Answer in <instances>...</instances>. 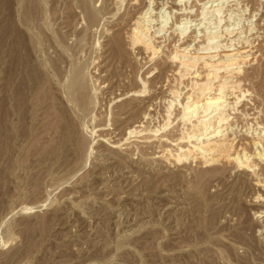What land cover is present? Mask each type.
Instances as JSON below:
<instances>
[{"label": "rangeland", "instance_id": "374dc122", "mask_svg": "<svg viewBox=\"0 0 264 264\" xmlns=\"http://www.w3.org/2000/svg\"><path fill=\"white\" fill-rule=\"evenodd\" d=\"M230 48L217 77L174 58ZM224 81L230 118L203 130ZM263 155L264 0H0V264H264Z\"/></svg>", "mask_w": 264, "mask_h": 264}, {"label": "bare ground", "instance_id": "6f19581e", "mask_svg": "<svg viewBox=\"0 0 264 264\" xmlns=\"http://www.w3.org/2000/svg\"><path fill=\"white\" fill-rule=\"evenodd\" d=\"M215 11V10H214ZM218 11H219V9H218ZM92 13V12H91ZM94 13V12H93ZM90 16H91V14H90ZM89 16V17H90ZM93 16H94V14L92 15V17L91 18H93ZM147 18V17H146ZM136 23H138V22H136ZM147 29L146 28H144V24H142V23H138L137 24V27L135 28V30H134V32H132V39H133V43H137V44H140L145 50H147V51H149V52H151L152 50H153V44H151L152 42H150V38H149V35H148V33H147V31H146ZM215 32V31H214ZM214 32H211L212 34H207V36H208V42H210L209 44H211L212 45V48L214 49V48H216L219 44H216L218 41H217V39H219V37H218V35H219V33L216 35ZM210 33V32H209ZM214 33V34H213ZM208 42H207V44H208ZM219 43V42H218ZM139 45V46H140ZM153 45V46H152ZM141 47V48H142ZM202 47V46H201ZM204 47H206V46H204ZM204 47H202V48H204ZM208 47H210L209 45H208ZM207 47V48H208ZM211 48V49H212ZM217 48H219V46L217 47ZM155 49H156V47H155ZM153 50V52L154 51H156V50ZM204 49H206V48H204ZM208 49H210V48H208ZM207 49V50H208ZM151 50V51H150ZM196 50V49H195ZM187 51V50H186ZM205 51V50H204ZM247 51V50H246ZM245 51V52H246ZM178 52V51H177ZM245 52H241V51H233V50H231V48H230V50H225L224 52H223V55H222V59L220 60L219 58H218V61H215V60H213V56H210V58H208V60L207 59H205V56L203 55H200V54H188V53H185V52H179V53H177V54H175V56H174V58L178 61V63H180V65L182 66V68L185 70H183V72H185V74H187V73H189V72H191V70L193 69V67L197 64V63H199V62H201L202 64H203V66H204V68H206L207 70H208V72H209V75H211V76H214V77H217L218 76V71H220L222 68L225 70H230L231 68H234L233 66H235V64L237 63V61L239 60V59H241V58H244L243 57V55L244 54H242V53H245ZM247 53H248V51H247ZM246 55V54H245ZM207 56H208V54H207ZM216 56V55H215ZM209 57V56H208ZM221 57V56H220ZM249 57V56H248ZM247 58V57H246ZM243 60V59H242ZM247 59H245V61H246ZM239 62V61H238ZM198 65V64H197ZM200 65V64H199ZM239 67V66H238ZM195 68V67H194ZM196 69V68H195ZM222 69V70H223ZM240 69V68H239ZM204 70V69H203ZM225 70V71H226ZM233 70V69H232ZM189 71V72H188ZM187 72V73H186ZM208 72H207V74H208ZM162 73V72H161ZM233 73V72H232ZM197 74V73H196ZM229 74V73H228ZM73 75V74H72ZM235 75V74H234ZM208 77V76H207ZM212 79V78H211ZM211 79H210V77H209V79H207V81H205V82H202V83H199V82H195V88L198 90L197 92L199 93H201L199 96H204V94H206L207 92H209L210 90H211V88H212V81H211ZM213 80V79H212ZM215 80V79H214ZM229 80V79H228ZM231 82H229V84H230ZM193 84H194V82H193ZM73 85H74V82H73ZM219 86H218V93H219V95H217V96H214V95H211L210 93V95L211 96H208V94H207V97L205 98V101L204 100H202V101H204V104H203V114L202 115H199L200 113H198L199 112V109L201 110V104L199 103L198 104V102H193V101H188L187 103H186V105L185 106H183L184 107V112L182 113L183 114V120L185 119L186 121L187 120H190L191 121V117L193 118V117H195L196 115H199L198 117H199V119H196V120H198L197 122V124H199L200 125V127L203 129V130H209L210 129V127L212 126V124H213V120H214V118H217L216 120H217V124H221V123H226L228 120H229V118H230V116H228L227 115V113L225 112L226 110V106L228 105V103H227V105L224 103L226 100L224 99L223 100V97H225V95L224 94H226L225 92H227V91H225L227 88H229V86H228V84H227V81H224V82H222V83H220V84H218ZM196 91V90H195ZM212 91V90H211ZM196 93V92H195ZM192 95V94H191ZM202 96V97H203ZM202 97H201V99H202ZM205 97V96H204ZM191 98V97H190ZM199 99V98H198ZM204 99V98H203ZM188 100V99H187ZM194 100V99H193ZM199 102H200V100H198ZM216 122V121H215ZM193 125H191L192 126V131L190 132V133H188L187 135H186V138L190 141V139L191 138H196V137H198L197 136V134H196V131H195V129L196 128H198L197 127V124H194V123H192ZM198 125V126H199ZM213 126H214V124H213ZM212 126V127H213ZM216 126V125H215ZM221 126V125H220ZM211 127V128H212ZM85 130V129H84ZM201 130V129H200ZM195 131V132H194ZM213 131V130H212ZM198 132H199V130H198ZM202 132V131H201ZM209 132V131H208ZM218 132H220V130L218 131V129H217V133ZM206 133H207V131H206ZM205 133V134H206ZM214 132H212V134H213ZM216 133V132H215ZM184 134V133H183ZM262 134V133H261ZM185 135V134H184ZM200 135V134H199ZM204 135V134H203ZM207 137V136H206ZM260 137V136H259ZM201 137H199V138H197V139H200ZM256 139V138H255ZM86 140V139H85ZM195 140V139H194ZM82 141V140H81ZM86 142H87V140H86ZM197 142V141H196ZM228 142V141H227ZM190 143V142H189ZM231 144V143H230ZM258 144V143H257ZM189 146H190V144H189ZM231 146V145H230ZM230 146H229V144H227L225 141H223L222 139L221 140H210V139H207V141H199V143H195V144H192V147H193V149H192V152L193 151H195L197 154H200V155H202L201 157H204V159H205V161L207 160V161H210L211 162V160H213V161H215V159H218V158H225L226 157V159L227 158H229V157H231L233 154H230V150H231V148H230ZM233 148V147H232ZM180 155H178L179 156V159H181L183 156H190L189 154L191 153L190 152V150H185V149H183V148H181L180 149ZM245 153V152H244ZM261 153V152H260ZM263 154V153H262ZM259 155V154H258ZM239 156V155H238ZM238 156H236L234 159H237L238 161H239V163L240 164H246L247 166L249 165V164H247V163H250V161H248V158L246 159V158H244V159H242L243 161H241V157L239 158ZM243 157H245V155H243ZM262 157H264V155L262 156ZM230 159H232V158H230ZM250 160V159H249ZM209 163V162H208ZM238 163V164H239ZM245 165V166H246ZM250 166H251V164H250ZM250 166H248L249 168H250ZM253 166V165H252ZM251 169V168H250Z\"/></svg>", "mask_w": 264, "mask_h": 264}]
</instances>
